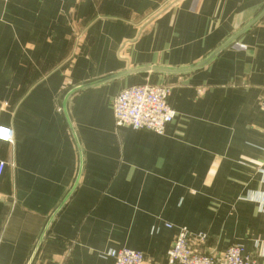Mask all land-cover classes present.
<instances>
[{
  "label": "crops",
  "instance_id": "obj_1",
  "mask_svg": "<svg viewBox=\"0 0 264 264\" xmlns=\"http://www.w3.org/2000/svg\"><path fill=\"white\" fill-rule=\"evenodd\" d=\"M264 0L0 1V264H113L127 248L167 264L176 229L205 252L241 245L264 261V16L206 66L187 69L245 27ZM166 85L163 135L117 127L112 100ZM80 156L79 157V151ZM171 225L167 228L165 225Z\"/></svg>",
  "mask_w": 264,
  "mask_h": 264
},
{
  "label": "built area",
  "instance_id": "obj_2",
  "mask_svg": "<svg viewBox=\"0 0 264 264\" xmlns=\"http://www.w3.org/2000/svg\"><path fill=\"white\" fill-rule=\"evenodd\" d=\"M168 93V86L148 83L122 89L112 100L115 125L163 135L166 127L175 118V112L167 103ZM12 140V130L0 126V142L12 143ZM4 166L5 163L0 162V174ZM165 226L171 228V225ZM206 241L205 234L191 233L186 228L179 227L166 253L167 264H264V261L250 257L239 244H232L221 253L205 252L203 247ZM106 256L113 260V264H143L144 262L140 252L127 248L110 250Z\"/></svg>",
  "mask_w": 264,
  "mask_h": 264
},
{
  "label": "water",
  "instance_id": "obj_3",
  "mask_svg": "<svg viewBox=\"0 0 264 264\" xmlns=\"http://www.w3.org/2000/svg\"><path fill=\"white\" fill-rule=\"evenodd\" d=\"M263 16H264V8L245 27L240 29L235 35L230 37L225 43H223L217 49H215V51H213V53H211L206 59H204L199 64H197V65H195L193 67H190V68H187V69H180V70H170V69H161V68H138V69H128L127 68L125 71H123L121 73H117L115 75L103 78L101 80L94 81L92 83H88V84H84V85H78L76 87H73V88L69 89V91L66 93V95L64 97V103H63L62 110H63V113L65 115L66 121L68 123V127H69V130H70V133L73 136L75 142H76L75 133L73 131L71 123L69 122V119H68V116H67V111H66V102L68 101V99H69V97L71 95H73L74 93L79 92V91H81L83 89L95 86V85H97L99 83L108 82V81H111V80L119 78V77H123V76H126V75H131V74H136V73H149V72H155V73H188V72H192V71L198 70V69L206 66L207 64H209L220 52H222L225 48L230 46L243 33H245L249 28H251L254 24H256ZM76 144H77V142H76ZM78 151H79V157H81L80 156L79 147H78ZM80 173H81V158H79V169H78L76 180H75L74 184L72 185L71 189L67 192V194L65 195V197L61 201V203L56 207V209L48 217L46 225H45V227H44L39 239L37 240V243L35 244L34 252H33L32 257L29 260L28 264L31 263L34 255H35V252H36L37 248L39 247L40 243L43 241L45 235L47 234V231H48L49 226L52 223L53 219L59 213V211L64 206L65 202L68 200V198L72 194L73 190L75 189V186L77 185Z\"/></svg>",
  "mask_w": 264,
  "mask_h": 264
}]
</instances>
